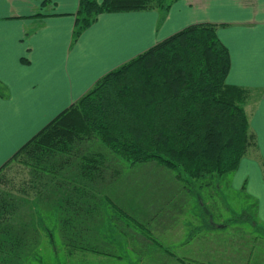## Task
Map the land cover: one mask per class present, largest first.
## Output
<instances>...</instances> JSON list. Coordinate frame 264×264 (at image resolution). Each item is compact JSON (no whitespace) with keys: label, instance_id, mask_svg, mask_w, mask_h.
Listing matches in <instances>:
<instances>
[{"label":"trees","instance_id":"16d2710c","mask_svg":"<svg viewBox=\"0 0 264 264\" xmlns=\"http://www.w3.org/2000/svg\"><path fill=\"white\" fill-rule=\"evenodd\" d=\"M175 1L78 0L72 42L99 14L166 12ZM218 26L189 24L106 72L0 166V264L34 257L46 225L67 256L120 257L123 252L107 250L117 245L107 228L161 247L109 195L120 168L95 143L130 164L155 162L173 171L187 191H214V177L232 175L247 156L264 166L244 109L253 89L226 82L230 58ZM4 91L0 83V96ZM19 170L27 173L13 193ZM28 206L32 212L23 209ZM40 209L53 215L49 223L36 214ZM240 217L250 224L243 211Z\"/></svg>","mask_w":264,"mask_h":264},{"label":"crops","instance_id":"0c3cea01","mask_svg":"<svg viewBox=\"0 0 264 264\" xmlns=\"http://www.w3.org/2000/svg\"><path fill=\"white\" fill-rule=\"evenodd\" d=\"M77 7L78 0H0V83L5 87L0 96V166L102 75L189 24L219 25L217 36L230 58L227 83L264 88V0H176L166 12L102 13L72 42ZM250 124L264 162V106L253 112ZM161 173V189L130 193L115 186L116 181L108 189L163 246L143 238L121 243V257H128V264H146L149 257V264H253L254 241L264 239V166L247 156L232 175L221 178L220 186L234 191H241L245 182L244 193L255 201L252 225L240 217L241 209L226 207L224 193L217 200L219 193L208 188L187 191L175 176ZM173 198L176 206L164 212ZM228 231L232 240L225 237ZM179 233H186L179 243L185 253H178L173 243ZM199 234L200 245L194 242ZM78 257L73 262L80 263Z\"/></svg>","mask_w":264,"mask_h":264},{"label":"rangeland","instance_id":"374dc122","mask_svg":"<svg viewBox=\"0 0 264 264\" xmlns=\"http://www.w3.org/2000/svg\"><path fill=\"white\" fill-rule=\"evenodd\" d=\"M263 94H264V88H255L252 91L250 98L245 103L244 109H245L247 115L250 116V118L252 117L254 111H256V110L258 111L259 109L262 108V106H264L263 99H262ZM94 145L96 146V147H94V150L100 151V152L102 151L103 153H107V156L111 159L110 162L113 164L114 168H117V169L120 168V173H119L118 178L116 180L117 183L115 182L114 185L117 186L119 189H124L126 192L136 193L138 191L144 192V191L161 189L162 186H164V184L162 182H160V179H159V177L162 176L161 172H163V174H169L170 173L172 176H174L173 171L168 170L167 168L160 166L155 162L130 164V163L124 161L122 158L115 157V156L109 154V152L105 150V147L101 143H95ZM104 151H106V152H104ZM13 173H16L15 174L16 175V177H15L16 178L15 179L16 185H14V189L11 190L14 193V192H16L18 181L22 180V178L25 177V174L27 172H26V170H22V171L19 170V171L13 172ZM227 175H230V174H226L220 178H225ZM213 180H212V186L211 187H216L214 189V191L219 193L214 198L217 200L219 198V200H220V197L222 195L221 193H224L225 194L224 201H225L226 207L233 206L235 208L241 209V211H243V214L248 216L251 219L250 225H252V223L255 222V219H254L255 216L253 214V210H254L253 207L255 205V201L252 198L246 196V194L242 191H237V190L234 191L232 189H228L225 184H224V186L222 185L223 187L220 186L219 184L222 183L223 179H219L217 177H214ZM177 183L180 186H183V184L180 181L179 182L177 181ZM216 183H218V184H216ZM160 185H161V187H160ZM216 185L219 188H217ZM192 191L198 192V191H204V189L203 188H200V189L199 188H193ZM159 201H160V204H162L164 202L161 200V198H159ZM176 204L177 203H176L175 198L169 200V202L164 207V212H167L168 209L173 208L174 206H176ZM29 208H30V206L23 207V209L26 212H28L27 210H30L32 212V209H29ZM19 212H20V210H19ZM35 212H36V214H39L40 219L41 218L46 219L45 223H49V221L53 218V215L50 217V214L45 209H42V210L40 209V210H38V212L35 210ZM32 215H33V213H32ZM160 215L161 216L163 215V211L160 212ZM48 216H49V219H48ZM30 217H32V216H30ZM40 219H38V220H40ZM51 222H53V221H51ZM50 225H48V226L50 227ZM46 226L43 227L44 229H43V231H41V234H40V236H41L40 242L36 246V248L34 249L33 254L35 256L33 257V255H31L29 258H27V260L25 261V264H128V261H127L128 257H121V256L116 257L118 255L110 256V255L100 254V253H85L84 251H82L81 254L83 256L80 255V257H82V258L78 257L77 256L78 254L76 255L75 253H71V252H70V256H67V252L64 249L62 243L59 241V238L56 236L51 237V235L47 231ZM104 230L106 231L105 235H108V237H111V238L113 237L114 244L117 243V245L115 244L114 247H108L107 248L108 251H112L113 253L114 252L121 253L122 251L125 250L123 246L122 247L119 246L121 243H123V244L131 243L132 244V243H134V240L141 239L140 234H136L134 232H131L132 235H129V237H126L123 234H121V236L117 237L116 236L117 234L113 230H112V232H110L108 228L104 229ZM262 232H264V231L262 230ZM262 232L259 231L256 233L258 235L261 234V236H262L263 235ZM229 233H230L229 231L226 232L225 237L226 236H228L227 238L233 237V235L229 234ZM240 233L242 235H245L248 233V230H240ZM227 234H229V235H227ZM199 236H200V238H197L196 241L194 240V242H196V244H198V245H200V244L197 243V241H199L201 239V237H203V235L199 234ZM249 236L252 237L251 234H249ZM249 236H245V237H241V238L242 239L243 238L248 239ZM185 237H186V233H183L182 235L179 233V237L173 242L176 245V249H177L178 253H185V247H183V248L179 247V243L181 241H184ZM153 238L156 239V241H158V239L155 238L154 236H153ZM227 238H226V241L228 240ZM262 238H263V236L259 239L257 238V240L255 239V241L253 240L255 243V248H254L253 253H252L253 264H264V239H262ZM229 240H232V238ZM249 241H252V240H249ZM176 242H178V243L176 244ZM228 242H231V241H228ZM161 247H163V246L161 245ZM191 248H193V247H191ZM248 248H250V247H248ZM248 248H246V246L244 247V249H248ZM242 249L243 248L241 247V251H242ZM167 250L172 251L170 248H167ZM174 251H175V249H174ZM177 252H175V253H177ZM186 252H188V249L186 250ZM244 253H245V251L242 252V255ZM74 256L75 257L77 256L78 260L80 259V263L78 261L73 262V259L75 258ZM83 258H85V259H83ZM177 258L181 259L182 257L179 256ZM129 259H131V258H129ZM150 262H153L151 257H149L147 259L146 264H149ZM182 263L185 264V262H182Z\"/></svg>","mask_w":264,"mask_h":264}]
</instances>
